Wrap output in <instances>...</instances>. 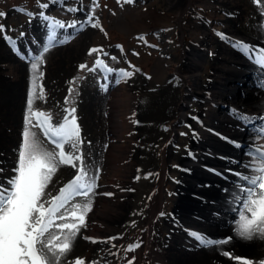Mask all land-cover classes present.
Here are the masks:
<instances>
[{"label":"rangeland","instance_id":"374dc122","mask_svg":"<svg viewBox=\"0 0 264 264\" xmlns=\"http://www.w3.org/2000/svg\"><path fill=\"white\" fill-rule=\"evenodd\" d=\"M168 2L169 0H134L132 4H127L124 0H0V12L6 14V16H0V24H3L6 29V33H0V52L8 53L13 61H18L15 66L16 78L15 75H8L5 72V67H0V82L15 83L18 80L20 84L18 95L20 96L19 100H22L19 101L17 121L12 124V127L4 124L0 115V133L5 132L9 135L7 150L1 152L6 157L5 164H8V167L4 169V171L7 170L4 172L6 174L5 184L15 175L12 170L16 167L17 153L22 143L26 102L30 89L31 62L34 57L43 56V63L39 69L43 73V79L37 81V99L34 101V110L50 114L51 122L58 126L65 116L64 109L75 107V114L84 141L82 151L85 164L92 171L99 169L97 188L91 196L92 209L87 216V227L80 230L74 242H77L79 238L85 243L87 240H95L89 234L99 230L101 225L98 219L101 218L105 209L109 210L106 205H113L115 202L113 195H106L110 193L112 180H105L106 177L113 178L111 165L114 160L109 155L113 152V146L117 145L115 136L119 134L117 127L111 124L114 116L110 114V108L107 105L111 99L109 95L115 91V88L123 85L141 88L144 85L149 88L148 92L162 89L164 86L176 88L178 91H186L187 85L180 83L185 81V75L177 73L172 76L171 68L175 61H181L186 51L192 53L194 50H205L206 58L199 72L201 87L199 90H191V92L200 95L191 98L185 105L183 109L185 119L183 121L176 120V138L171 146V151L174 154L178 150L186 149V145L189 147L192 145L195 131L194 117H198L202 105L206 103L209 93L206 86L210 80L209 76L213 74V58L218 52L220 43L228 44L227 39H222L217 33L232 37L233 35H228L223 31L239 29L240 36L246 38L245 40L264 33V0H260L259 3L256 0H182L180 9L168 7ZM41 3L49 4V8L43 10L46 15L62 21L65 25L73 22L77 24L75 29H58L59 38L64 42L55 44L48 52L43 51L47 46L48 28L46 22L39 16L42 11ZM70 8L77 9V11H68ZM181 12L184 14L180 16ZM28 13L33 15L29 16ZM89 17L93 22L98 21L100 27L92 28L88 23ZM81 24H83V28L80 27ZM85 28L87 35L83 36L82 31ZM20 33H24V35L21 36ZM4 34L17 41V46L24 53L25 59L13 51L3 38ZM230 46L233 47L232 44ZM91 48L103 51L90 56L88 53ZM234 49L240 52L239 48ZM113 56L116 57L115 60L112 59ZM63 58L69 62L68 67L65 66L66 69L63 70H68L62 79L58 80L57 74L54 75V70H56V64ZM96 59L104 60L113 69V72L104 73L100 69H97L96 72H89L87 69L81 71V64H86L89 68L95 67ZM121 70L132 72V76L127 80H120L118 74ZM105 76L108 77L107 80L104 79ZM118 80L119 82H117ZM110 82H113V87H109L112 85H109ZM40 84L44 91L42 98L39 96ZM102 84L107 85L109 95H103ZM70 88L73 90L71 96L69 95ZM8 89L9 87H5L4 83H0V100L2 93ZM230 92H236L239 98H242L241 93H245L239 89H233ZM66 98L69 100L68 104H65ZM89 100L94 106L91 104L90 109L82 111L83 107L90 102ZM139 102L143 106L149 103L146 93L140 94ZM2 105L3 103L0 101V109ZM96 107L97 109H95ZM175 108L178 109V107ZM94 117L95 119H93ZM33 122L36 123L35 119ZM160 124L157 123L170 133L172 124L169 119L166 120L164 126ZM32 131L37 133L47 149L51 150L55 147L43 136L39 127L33 128ZM158 140L157 138L148 145L145 142L141 145L142 151L146 153L152 151L155 154L152 162H149V156L141 157L132 169L130 178H128L132 184L129 191L132 193L129 209L123 222L117 227L115 226V233L109 232L107 237L108 239L115 236L116 241L108 239L104 246L102 245L92 254L91 258H88L85 250L81 249L76 253L73 252L72 247L67 256L61 259V264H68L77 258L82 259L84 264H97L98 262H100L98 264H130L132 258L138 256V252L142 254L140 246L133 251L127 249L129 245H136L138 240H143L141 237L145 238L148 215L152 206L157 204L159 199L152 194L164 170V146L162 144L157 146ZM237 144L238 142L232 144L234 147L232 151L236 150L237 146L235 145ZM186 152L192 151L189 149ZM180 168L181 170L185 169L184 162L175 158L169 161L161 199V210L155 219L156 222L162 223V229H155L157 238L168 236L174 227L182 229V226L170 223L168 220L175 216L174 194L177 193L178 184L184 180ZM75 174L76 169L61 165L47 185L44 199L50 200L58 196L60 189L65 187ZM82 199V197L77 198V200ZM105 215L106 213L103 216ZM62 222L57 221V223ZM52 231L58 230L53 228ZM87 236H90L91 239L84 238ZM192 239L188 238L189 241ZM258 255H256L258 256L255 257L256 259L264 258V256ZM242 258H246V256H242ZM231 262L239 264L233 259Z\"/></svg>","mask_w":264,"mask_h":264},{"label":"bare ground","instance_id":"6f19581e","mask_svg":"<svg viewBox=\"0 0 264 264\" xmlns=\"http://www.w3.org/2000/svg\"><path fill=\"white\" fill-rule=\"evenodd\" d=\"M181 5L182 0H169L168 2V7L173 9H180ZM183 14L181 12L180 16ZM86 28L82 29L83 36L87 35ZM223 32L233 36L227 37L228 44L220 43L218 52L213 58V74L209 76L210 80L206 86L209 93L206 103L202 105V110L198 114V119L194 120L195 131L191 147L186 145V149L178 150L174 154L171 151L176 138V120L185 119L183 113L185 105L191 98L200 95L191 90H199L201 87L199 72L206 58L205 50H194L192 53L186 51L181 61H175L171 68L172 76L177 73L185 75V81L180 83L187 85L186 91L164 86L165 88L148 92L149 88L144 85L141 88L123 85L116 87L117 89L115 88L111 94L108 88L103 90V95L110 94L111 96L107 104L110 114L114 116L111 124L119 131V134L115 136L117 145L113 146V152L109 155L114 160L111 165L113 178L103 177L105 180H112L109 191L114 196L115 202L113 205L105 203L110 211L105 209L104 213L102 212L101 218L98 217L101 227L98 226V231L89 234L96 242L87 240L85 243L79 238L73 243V252L82 249L86 251L88 258H91L92 254L110 239H107L108 233L114 232L115 226L123 222L132 197V193L129 192L132 184L131 180H128L132 169L141 157L149 156V162H152L155 154L152 151L150 153L142 151L141 145L144 142L148 145L158 138L156 145L164 146V170L152 194L159 199L148 215L145 238L141 237L143 240L137 241L142 254L137 251L138 256L132 258L131 264H235L231 262V259L222 255L224 251L238 257L257 258L258 254L264 256V240L254 239L251 242H244L235 236V225L239 212V187L246 186L245 181L236 174L254 175L253 169L260 164V159L248 152L256 151L257 148L264 150V130H260L261 127L264 128V68L254 61L250 62L241 51L234 49L238 47L230 46L232 41L238 40L257 48H264V33L245 40L246 38L240 36L239 29ZM17 63L18 61H13L8 53L0 52V67H5L8 75H15ZM68 64V60L64 58L56 64L54 75L57 74L58 80L65 75L68 69L66 71L63 69H66ZM14 77L16 78V75ZM0 83L9 87L2 93L0 101L3 105L0 115L2 122L12 127L18 118L19 101H22L19 100L18 95L20 84L18 80L15 83L3 81ZM110 84L112 85L109 87L114 86L113 82ZM233 89L245 91L244 94L241 93L242 98H239L236 92H230ZM142 93H146L149 102L146 106L144 105L145 107L139 102ZM89 101L85 107L82 106V111L90 109L92 102ZM175 107L178 109L176 110ZM241 113L248 119H237V115ZM167 119L172 124L170 133L166 132L164 127L157 125L161 123L160 125L164 126ZM7 134L0 133V170H2L0 171V183L3 185L6 182L4 172L7 171L4 169L8 167V164H5L7 160L1 152L7 150L9 145ZM222 136L228 139H222ZM228 141L238 142L239 146L235 151H232L234 147L231 144L233 143ZM189 149L192 152H186ZM173 158L184 162L185 169H179L184 180L178 184L177 193L174 194L175 216L168 220L170 223L182 226V229L174 227L168 236L158 237V239L155 229H162V223L156 222L155 219L161 210L169 161ZM210 169L215 171H210ZM105 213L106 215L103 216ZM191 231L204 234L213 240H222L229 236L233 239L225 245L203 246L197 241H192L194 238L190 235ZM188 238L193 239L189 241Z\"/></svg>","mask_w":264,"mask_h":264},{"label":"snow or ice","instance_id":"6c2138e0","mask_svg":"<svg viewBox=\"0 0 264 264\" xmlns=\"http://www.w3.org/2000/svg\"><path fill=\"white\" fill-rule=\"evenodd\" d=\"M124 2L132 4L134 0H124ZM256 2L259 3L260 0H256ZM40 8L42 11L39 16L46 22L48 28L47 46L43 51L48 52L55 44L64 42L59 38L58 29H75L77 24L73 22L65 25L62 21L46 15L43 10L49 8L48 3H41ZM21 11L24 10L21 9ZM68 11H77V9L70 8ZM28 15L32 16L33 14L28 13ZM0 16H6V14L0 12ZM88 23L92 28L100 27L99 22H93L91 17H89ZM80 27H83V24ZM101 31H103L102 28ZM0 33H6L3 24H0ZM20 35L23 36L24 33H20ZM217 35L222 39H228L221 33H217ZM3 38L22 59L26 58L17 46L15 39L7 34H4ZM232 44L234 47H238L250 62L254 61L264 68V48H257L238 40L232 41ZM102 51V49L91 48L88 55L91 56L93 53ZM112 59L115 60L116 57L113 56ZM42 63L43 56L34 57L31 62L25 128L17 153V164L12 170L15 175L7 181V187L0 184V264H61V259L71 251L80 230L87 227V216L92 209L91 196L97 188L99 169L92 171L85 164L82 151L84 141L75 114L76 108L66 107L63 121L58 126L53 125L50 114L34 110V101L37 99V81L43 79V73L39 70ZM80 69L81 71L87 69L89 72H96L97 69L104 73L113 72V69L102 59L95 60V67L89 68L88 65L81 64ZM118 75L120 80H127L132 76V72L121 70ZM104 79L107 80L108 77L105 76ZM101 87L107 90L106 84H102ZM39 88V96L42 98L44 95L42 84L39 85ZM72 91L70 88V96ZM68 103L69 100L66 98L65 104ZM236 118L239 120L248 119L242 113L238 114ZM34 119L36 123L33 122ZM194 119L198 118L194 117ZM35 127L42 130L43 136L47 137L50 143L55 146L53 149L49 150L42 144L37 133L32 131ZM216 134L219 135V133ZM221 138L228 139L223 136ZM228 142L235 144L234 141ZM256 151L260 153V164L253 169L255 174L243 176L239 173L236 174L246 184V186L239 187V212L235 225V236L244 242H251L254 239L264 240V150L257 149ZM61 165L76 169V174L65 187L60 189L58 196L50 200L44 199L45 189ZM210 171L215 170L210 169ZM106 195L112 194L107 193ZM78 197L83 199L77 200ZM57 221L63 222L57 223ZM53 228L58 231L53 232ZM190 235L203 246L225 245L233 239L229 236L222 240H213L196 231H191ZM114 239L115 237L110 238V240ZM139 246L138 244L129 245L127 250L133 251ZM222 255L238 261L239 264H264V258H242L233 256L228 251H224ZM68 264H84V261L77 258Z\"/></svg>","mask_w":264,"mask_h":264}]
</instances>
